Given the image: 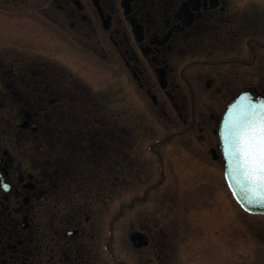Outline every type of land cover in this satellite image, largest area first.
<instances>
[{
	"label": "flooded vegetation",
	"instance_id": "1",
	"mask_svg": "<svg viewBox=\"0 0 264 264\" xmlns=\"http://www.w3.org/2000/svg\"><path fill=\"white\" fill-rule=\"evenodd\" d=\"M72 49L157 126L137 139L109 117ZM242 93L264 98V0H0V264H215L216 242L231 264L217 129ZM122 191L105 241L100 204ZM124 209L128 260L111 249Z\"/></svg>",
	"mask_w": 264,
	"mask_h": 264
},
{
	"label": "rangeland",
	"instance_id": "2",
	"mask_svg": "<svg viewBox=\"0 0 264 264\" xmlns=\"http://www.w3.org/2000/svg\"><path fill=\"white\" fill-rule=\"evenodd\" d=\"M72 51L76 52L74 49ZM73 52V53H74ZM99 63V64H98ZM108 62L104 60V62H100L98 60L93 59L89 55H85L83 53H74L72 54V77L73 82H78L83 85H87L89 88V91L94 90L96 94L101 93L104 98V110H108L107 112L108 116L111 117V110L119 112L120 114V124L121 126L127 127H134L137 135V139L140 133H142L143 129H146L147 127H153L157 126L156 123H148L147 119H149L148 113L143 110L142 105L139 103L137 98L133 99L132 101L127 98H122L123 93L119 95L120 89L122 90V81H124V77H115L116 74L112 71V68L110 65L107 64ZM93 67H92V66ZM81 66V67H80ZM114 73V74H113ZM92 75V76H91ZM118 94L119 97L111 98L113 96H116ZM86 110V108H84ZM83 109V110H84ZM106 116V118H108ZM109 119V118H108ZM149 133H152V136L155 135V137L161 135V133L155 132V131H149ZM158 133V134H157ZM150 136V137H152ZM136 141H133L134 143H138ZM151 140V139H150ZM174 140H169L168 144H173ZM167 144V145H168ZM136 152L139 151V148H135ZM123 161V160H122ZM124 163H121V166ZM156 172L154 170L151 171V174H155ZM121 176H124L121 174ZM159 191L156 190L152 192V194H157ZM130 195L126 191H122L120 193V196L118 199H115L114 201H110L111 198L106 199L103 204H100V207H102L103 210V217H102V231H103V239L106 241L109 239V230L108 226L110 224V219L112 216L115 215V210L117 207V204H128ZM226 200V199H225ZM227 201V200H226ZM233 204V203H232ZM129 215V211L123 210V214L121 216L120 223L114 224L111 229L113 232V242L111 243V249H113L114 252L119 251V255L122 259L128 260L131 255L129 252H127L123 247L124 243L123 241H126L127 239V233L128 228L127 225L122 224V222H125L126 217ZM232 223L229 230H227L225 234V240L229 245H226L229 254L231 256H239V258L235 259L232 258L231 264H247V261L250 260V258H246L250 255H257L254 256L259 258H264V241L260 242V238L264 240V217L260 216H249L248 214L242 213L238 207L233 204L232 205ZM119 226V227H118ZM116 227V229H115ZM116 230V231H115ZM227 236V237H226ZM238 236L240 237V243L238 245H235V241H237ZM247 236V237H246ZM227 238V239H226ZM116 240H119L120 243H117V245L121 244V247L119 246V249L116 247ZM239 240V239H238ZM215 243V264H218L217 256L220 253L219 249L221 246H223V242L217 244ZM123 244V245H122ZM230 247V249H229ZM226 249V250H227ZM255 249H259V251H254ZM116 252V253H117ZM201 252V251H200ZM211 252H213L211 250ZM253 259V258H252ZM106 260V259H105ZM264 260V259H263ZM245 262V263H244Z\"/></svg>",
	"mask_w": 264,
	"mask_h": 264
},
{
	"label": "snow or ice",
	"instance_id": "3",
	"mask_svg": "<svg viewBox=\"0 0 264 264\" xmlns=\"http://www.w3.org/2000/svg\"><path fill=\"white\" fill-rule=\"evenodd\" d=\"M219 135L233 195L264 204V100L242 94L227 109Z\"/></svg>",
	"mask_w": 264,
	"mask_h": 264
},
{
	"label": "water",
	"instance_id": "4",
	"mask_svg": "<svg viewBox=\"0 0 264 264\" xmlns=\"http://www.w3.org/2000/svg\"><path fill=\"white\" fill-rule=\"evenodd\" d=\"M241 95H242V94H241ZM241 95H239L237 98H235L233 101H231V102L227 105V107H226V109H225V111H224V113H223V115H222V117H221L220 123H219L218 136H219V141H220V145H221L222 153H223V145H222L221 140H220L219 132H220V128L222 127L223 118H224V115H225L227 109L229 108V106L232 105L233 103L237 102V101H238V98H239ZM249 96H250V95H249ZM250 98H251L252 100H254V101L263 100L262 98H255V99H254V98H252L251 96H250ZM224 167H225V170L227 171V165H226V161H225V159H224ZM228 182H229V181H228ZM231 190H232V189H231ZM232 193H233V190H232ZM233 196L235 197V199L239 202V204H240L245 210H247V211H249V212H252V213H264V204L248 203L246 200H244V199L241 198V197H237V196H235V195H233Z\"/></svg>",
	"mask_w": 264,
	"mask_h": 264
},
{
	"label": "bare ground",
	"instance_id": "5",
	"mask_svg": "<svg viewBox=\"0 0 264 264\" xmlns=\"http://www.w3.org/2000/svg\"><path fill=\"white\" fill-rule=\"evenodd\" d=\"M240 243V239L238 241H235V245H238Z\"/></svg>",
	"mask_w": 264,
	"mask_h": 264
}]
</instances>
